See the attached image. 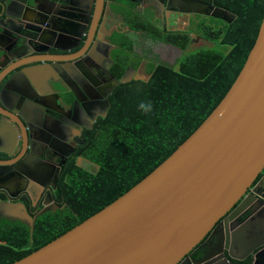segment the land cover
<instances>
[{
	"label": "water",
	"instance_id": "95a60500",
	"mask_svg": "<svg viewBox=\"0 0 264 264\" xmlns=\"http://www.w3.org/2000/svg\"><path fill=\"white\" fill-rule=\"evenodd\" d=\"M21 1L0 0L2 33H8L6 29L15 33L12 20H22L29 34L35 33L36 26L32 24L36 23L32 19L9 14L15 4H22L24 9L35 4L32 0ZM100 1L96 3L98 10ZM60 2L65 8L64 18L56 24L55 32H62L68 40L82 39L90 19L85 14L84 0ZM88 2L90 6L95 0ZM212 9L202 3V11ZM79 12H83V17H77ZM98 17L93 19L87 46L93 39ZM36 61L40 62L32 59L26 65L25 77L32 79L35 71L46 68L42 64L32 65ZM118 84L113 79L103 95V117L109 108L108 96ZM0 115L11 117L19 125L25 143L23 124L5 110H0ZM16 142L12 123L0 119V153L11 156ZM31 153L20 161V155L0 160V190L14 197L16 191L12 192V187L24 192L27 186L31 197L32 184L27 185L21 167ZM263 172L264 14L235 81L207 118L170 156L100 211L11 264H180L209 232L214 233L227 214L225 238L210 236L211 241L203 243L208 253L200 261L192 259L193 264H231L227 256L242 261L249 255L256 264L257 257L264 255V226L260 223L264 220V193L251 187ZM263 180L264 175L259 184ZM20 205L0 200V214H15L18 210L13 207L18 208L24 217L22 221L28 220L31 225Z\"/></svg>",
	"mask_w": 264,
	"mask_h": 264
},
{
	"label": "flooded vegetation",
	"instance_id": "af4514ba",
	"mask_svg": "<svg viewBox=\"0 0 264 264\" xmlns=\"http://www.w3.org/2000/svg\"><path fill=\"white\" fill-rule=\"evenodd\" d=\"M33 1L35 4L26 9L20 3L13 5L9 14L32 19L36 23L32 24L36 26L35 33L30 35L22 20H12L15 33L11 32L8 38L0 37V90L9 80L0 96V110L18 119L26 134L24 143L19 125L11 117L0 115L3 121L12 123L17 134L13 154L7 156L0 153V160L6 161L20 155V161L32 150L28 162L21 164L22 176L27 180V185L32 184L29 187L31 197L26 192L27 186L24 192L13 190L12 187L10 190L16 191L14 197L0 190V200L9 204H22L31 225L36 217L60 208L51 196V192L56 189L60 168L74 155L76 146L83 143L82 132L92 130L96 120L103 117V95L113 79L119 82L117 86L131 80H145L150 60L164 61L147 56L150 46L157 54L164 46H173L164 41V35L178 32L190 37L189 48L201 46L209 42L197 31L198 25L203 21L207 24L212 21H230L229 12L205 0H184L183 3V0H173L170 5L169 0H101L100 12L97 0L90 6L88 0H84L85 14L90 15L84 37L68 40L62 32H55L56 24L64 18L62 13L65 8L60 0ZM202 3L213 9L202 11ZM76 15L83 17V12ZM98 15L93 39L89 40L90 43L88 41L87 46L93 19ZM160 36L163 39H159ZM136 41L140 47L135 51ZM169 50L174 53L171 48ZM136 57L140 59L135 61ZM32 59L40 61L32 65L42 64L46 68L44 73L42 70L35 71L36 75H31L30 79L29 76L25 77L23 70ZM118 72H121L120 77H117ZM26 174H29L28 177ZM263 175L264 172L251 187H255V192L264 193V180L259 184ZM26 202L31 204L29 210L25 206ZM13 209L18 211L15 214H0V220L27 223L29 227L28 220L22 221L24 217L20 215L19 209ZM226 218L228 220V214ZM224 219L218 223L219 226L216 225L214 233L209 232L180 264H193L192 259L200 261L205 257L208 251L203 243H209L210 236L225 238L224 226L227 222L224 224ZM260 223L264 226V220ZM227 258L231 264L246 260L254 264L252 255L242 261ZM256 264H264V255L257 257Z\"/></svg>",
	"mask_w": 264,
	"mask_h": 264
},
{
	"label": "trees",
	"instance_id": "16d2710c",
	"mask_svg": "<svg viewBox=\"0 0 264 264\" xmlns=\"http://www.w3.org/2000/svg\"><path fill=\"white\" fill-rule=\"evenodd\" d=\"M205 1L229 12L230 21L198 25L197 31L209 42L201 46L189 48L190 37L178 32L163 36L181 55L172 63L150 60L145 80L114 89L106 116L82 132L83 143L60 168L51 192L60 208L36 217L29 227L0 220V264L25 257L123 195L170 156L218 105L255 42L264 0ZM141 102H151L152 111H140ZM25 206L29 210L31 204Z\"/></svg>",
	"mask_w": 264,
	"mask_h": 264
},
{
	"label": "rangeland",
	"instance_id": "374dc122",
	"mask_svg": "<svg viewBox=\"0 0 264 264\" xmlns=\"http://www.w3.org/2000/svg\"><path fill=\"white\" fill-rule=\"evenodd\" d=\"M139 42V40H138ZM137 41L135 42L134 44V50L136 51L137 49H139L140 45ZM167 45V44H165ZM172 49L173 50V54L171 53V51L169 49ZM144 49V48H143ZM143 49H141L143 51ZM159 50V49H158ZM179 49H177L176 47L174 46H170V45H167V46H164V48H161L159 50V53L157 54L154 50H153V47L150 46V49H149V52L147 53V56L150 58V59H153L154 57H157L159 60H164L166 62H169V63H172L173 60L177 57H179V55L181 54V51L179 52L178 51ZM144 54H145V51H144ZM176 56V57H175ZM140 59V57H136L135 58V61ZM149 65V64H147Z\"/></svg>",
	"mask_w": 264,
	"mask_h": 264
},
{
	"label": "clouds",
	"instance_id": "9594fccd",
	"mask_svg": "<svg viewBox=\"0 0 264 264\" xmlns=\"http://www.w3.org/2000/svg\"><path fill=\"white\" fill-rule=\"evenodd\" d=\"M139 110L140 111H142L143 113H145V114H148V113H150L151 111H152V104H151V102H147V103H144V102H141L140 104H139ZM78 159V161L77 162H81V158L79 157V158H77ZM27 224V223H26ZM30 226V225H29Z\"/></svg>",
	"mask_w": 264,
	"mask_h": 264
},
{
	"label": "crops",
	"instance_id": "0c3cea01",
	"mask_svg": "<svg viewBox=\"0 0 264 264\" xmlns=\"http://www.w3.org/2000/svg\"><path fill=\"white\" fill-rule=\"evenodd\" d=\"M6 30L8 31V33L6 31L4 33H2L0 30V37H5V38L7 37L8 38L9 34L11 32L13 33V31L11 29H6Z\"/></svg>",
	"mask_w": 264,
	"mask_h": 264
}]
</instances>
